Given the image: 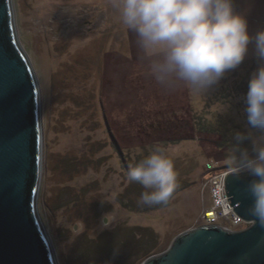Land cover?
I'll list each match as a JSON object with an SVG mask.
<instances>
[{"label":"rangeland","instance_id":"rangeland-1","mask_svg":"<svg viewBox=\"0 0 264 264\" xmlns=\"http://www.w3.org/2000/svg\"><path fill=\"white\" fill-rule=\"evenodd\" d=\"M234 8L247 19L250 35L264 30V0H234ZM14 10L21 43L42 90L39 210L59 264H99L100 254L93 247L110 240L116 241L101 248V254L109 257L119 251V263L143 264L165 251L182 231L206 224L204 213L212 206L211 170L227 172L225 154L235 142L219 146L217 135L200 134L190 123L170 135L195 140L164 144L165 131L153 124L170 111H175L174 120L205 111L212 89L197 94L186 86L168 91L158 85L148 75L150 57L121 24L109 0H14ZM262 63L253 41L244 61L217 84L251 79ZM210 111L234 133L264 135L250 129L238 97L226 98ZM246 144L250 142L244 143L249 148ZM154 146L164 147L173 160L177 188L167 204L143 206L138 200L144 189L129 183L127 173ZM228 223L222 226H248Z\"/></svg>","mask_w":264,"mask_h":264},{"label":"clouds","instance_id":"clouds-1","mask_svg":"<svg viewBox=\"0 0 264 264\" xmlns=\"http://www.w3.org/2000/svg\"><path fill=\"white\" fill-rule=\"evenodd\" d=\"M109 6L136 35L142 53L150 57L148 75L165 90L186 86L204 94L244 61L253 41L258 59L264 61V30L250 35L234 0H109ZM246 105L250 129L264 132V63L249 81ZM233 139L225 154L227 171L249 177V213L264 223V135L236 131ZM246 141L250 149L242 146ZM177 178L162 146H154L127 173L129 183L144 189L138 200L143 206L167 204Z\"/></svg>","mask_w":264,"mask_h":264},{"label":"water","instance_id":"water-1","mask_svg":"<svg viewBox=\"0 0 264 264\" xmlns=\"http://www.w3.org/2000/svg\"><path fill=\"white\" fill-rule=\"evenodd\" d=\"M43 143L41 85L19 37L14 0H0V264H59L39 210ZM248 179L229 174L225 183L246 228L201 224L143 264H264V223L249 213Z\"/></svg>","mask_w":264,"mask_h":264},{"label":"trees","instance_id":"trees-1","mask_svg":"<svg viewBox=\"0 0 264 264\" xmlns=\"http://www.w3.org/2000/svg\"><path fill=\"white\" fill-rule=\"evenodd\" d=\"M236 80L234 79V81L231 83L227 81L226 84H222L220 86L218 84L214 85L211 88L212 89L211 94H210L211 100L208 106L205 108L206 110L203 112H199V113L194 112V116H191L190 119H185L183 117V118H180L179 120H174L176 118H174V116L172 115H175V111H170L172 112L171 114H165L164 116H162L165 118V120L160 121V123L158 122L157 124H153V128L155 130L158 129V131H165V134L162 133V135L165 136L167 140L162 141V142L164 144H178L180 142L187 141V140H195L193 139V137L192 138H189V137L173 138L172 135H170V133L174 132V130H182L185 127H189L190 126L189 124L191 123L193 126V129H195V131L199 132L200 134L208 133V134L217 135L219 137V141L217 142L219 146H223V145H225L226 147L232 146V144L235 142L233 139L234 132L232 131L231 128L227 127V125L225 124L221 116L219 115L217 116L215 115L213 111H210V107H212L213 105H216L217 103H222V104L225 103L226 98L235 99L238 97V99L241 100V104L246 109L247 107L246 94L248 91V84H249L250 79H243L241 82L238 79ZM212 100H214L213 103H212ZM169 115H171L172 118H170ZM162 122L163 124H165L164 127L159 126V124H161ZM257 132L259 134H264V132L260 130H257ZM194 138L199 139V137L197 136H194ZM242 146L245 147L244 145ZM246 146H249V149L251 147L249 144L248 145L246 144ZM115 241L116 240L114 241L110 240V243L108 244L100 243L97 247H93L95 253H97V255L100 254L99 257H96L97 262L99 264H122V263H119V261H117L119 251L116 252L113 256H109V257L107 256V253L103 252L101 254V248L104 249V246H107V247L111 246L113 245ZM145 241L146 240L144 239L143 244L145 243ZM117 244H120V242L117 241ZM149 249H150L149 246H148V249L147 247L143 248V251L145 252V254L149 252Z\"/></svg>","mask_w":264,"mask_h":264},{"label":"built area","instance_id":"built-area-1","mask_svg":"<svg viewBox=\"0 0 264 264\" xmlns=\"http://www.w3.org/2000/svg\"><path fill=\"white\" fill-rule=\"evenodd\" d=\"M212 166L213 165H210L209 167ZM213 169L211 170L210 179L208 180L212 196V206L204 213L206 224L222 225L223 222H229L228 225L236 228L243 223H247L249 225L248 222L235 212L234 208H232L230 204L231 200H228L230 197H227L225 183L229 172H220L216 167H213ZM226 228L238 230L229 226Z\"/></svg>","mask_w":264,"mask_h":264},{"label":"crops","instance_id":"crops-1","mask_svg":"<svg viewBox=\"0 0 264 264\" xmlns=\"http://www.w3.org/2000/svg\"><path fill=\"white\" fill-rule=\"evenodd\" d=\"M130 34L137 40V37L133 32L130 31Z\"/></svg>","mask_w":264,"mask_h":264}]
</instances>
